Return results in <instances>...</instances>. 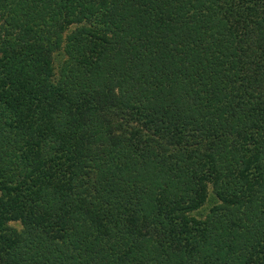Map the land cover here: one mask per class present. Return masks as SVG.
<instances>
[{"label": "trees", "instance_id": "obj_1", "mask_svg": "<svg viewBox=\"0 0 264 264\" xmlns=\"http://www.w3.org/2000/svg\"><path fill=\"white\" fill-rule=\"evenodd\" d=\"M0 264H264V0H0Z\"/></svg>", "mask_w": 264, "mask_h": 264}, {"label": "rangeland", "instance_id": "obj_2", "mask_svg": "<svg viewBox=\"0 0 264 264\" xmlns=\"http://www.w3.org/2000/svg\"><path fill=\"white\" fill-rule=\"evenodd\" d=\"M15 224V223H14ZM17 225V224H16Z\"/></svg>", "mask_w": 264, "mask_h": 264}]
</instances>
